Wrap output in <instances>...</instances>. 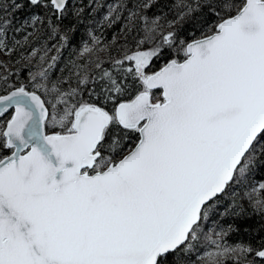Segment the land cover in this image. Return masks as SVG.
I'll use <instances>...</instances> for the list:
<instances>
[{
	"label": "snow or ice",
	"instance_id": "obj_1",
	"mask_svg": "<svg viewBox=\"0 0 264 264\" xmlns=\"http://www.w3.org/2000/svg\"><path fill=\"white\" fill-rule=\"evenodd\" d=\"M28 3L44 20L55 17L53 33L68 11V0ZM179 7L180 20L199 11L215 22L199 38L169 31L144 50L161 25L142 16L135 50L111 70L97 63L99 74L77 71L76 87L51 78L55 56L32 71L38 50L22 57L25 82L10 84L0 63V116L11 112L0 125V264H189L208 208L264 168V0ZM41 22L32 17L33 26ZM6 40L0 23V49L10 52ZM165 46L175 57L156 68ZM89 84L96 102L77 99ZM204 239L216 251L202 264H219L227 252L264 260V244L229 249Z\"/></svg>",
	"mask_w": 264,
	"mask_h": 264
},
{
	"label": "trees",
	"instance_id": "obj_2",
	"mask_svg": "<svg viewBox=\"0 0 264 264\" xmlns=\"http://www.w3.org/2000/svg\"><path fill=\"white\" fill-rule=\"evenodd\" d=\"M13 3H19L21 7H12ZM143 3L144 0H69L67 14L62 21L57 22L59 27L53 33L48 24L55 17L49 16L48 20H44L43 10L32 7L28 0H0V23L6 24V43L12 49L10 52L0 49V63L10 73L9 83L25 82L29 67L23 65L29 64V61L22 57H31L33 50L38 52L31 59L32 71H38L39 67L47 68L51 58L55 56L57 60L55 67L50 70L51 78L68 80L71 87H76L77 71L99 74L97 63L111 70L112 60L120 58L128 50H135L136 42L143 38L145 22L141 19L142 16L147 17L150 26L159 17L161 25L155 39L142 45L144 50L153 47L160 41L161 34L166 35L169 31L175 32L180 39L199 38L207 30L208 23L215 22L213 17L199 11L184 20L179 19L180 13L186 11L179 5L191 4L195 7L196 0H152V7L147 9L141 7ZM114 9H118V15ZM132 13L136 15L130 21ZM34 15H39L42 21L35 26L32 24ZM93 37L98 38L100 43L93 44ZM85 46L93 48V51L85 53ZM41 56L46 60L43 64L40 62ZM174 57L175 50L165 46L164 55L155 60L154 65L158 68ZM18 69L20 73L17 76L15 73ZM64 87L67 89L69 84ZM91 91L90 84L81 86L77 99L96 102L97 97L91 95ZM155 96L161 98L160 91H155ZM131 98L129 95L121 99ZM112 106L111 103L108 104L109 108ZM8 119L10 114L0 118V124ZM261 184H264V168L254 170L247 180L234 186L208 208V218L202 225L213 232L214 239L220 243L221 248L250 246L258 250L264 244V207L258 203L264 200ZM217 233L221 235L218 236ZM206 249L216 251L215 246L208 248L207 243L199 240L190 254L189 264H202L204 257L201 252ZM251 262L264 264V260L256 257L254 252L246 257L237 252H227L219 257V264Z\"/></svg>",
	"mask_w": 264,
	"mask_h": 264
},
{
	"label": "rangeland",
	"instance_id": "obj_3",
	"mask_svg": "<svg viewBox=\"0 0 264 264\" xmlns=\"http://www.w3.org/2000/svg\"><path fill=\"white\" fill-rule=\"evenodd\" d=\"M11 84H15L13 82H11ZM10 114V113H9ZM11 116V114H10ZM4 122H2L0 125H3ZM205 229V230H204ZM204 230V231H203ZM205 236H210L212 240H215V236L213 235V232L211 230H208L204 227V225H202V231H201V234H200V241L202 243H207L208 244V248H210L212 245L210 244L209 241L205 240L204 237ZM210 249H206L204 250L203 252H201V255H203V257H205L206 253L209 252Z\"/></svg>",
	"mask_w": 264,
	"mask_h": 264
},
{
	"label": "water",
	"instance_id": "obj_4",
	"mask_svg": "<svg viewBox=\"0 0 264 264\" xmlns=\"http://www.w3.org/2000/svg\"><path fill=\"white\" fill-rule=\"evenodd\" d=\"M69 1V0H68ZM155 91V90H154ZM160 96H161V92H160ZM161 98H162V96H161ZM10 114H11V112H9ZM9 113H7V114H9ZM4 116H6V114H4L3 116H0V118H2V117H4Z\"/></svg>",
	"mask_w": 264,
	"mask_h": 264
}]
</instances>
